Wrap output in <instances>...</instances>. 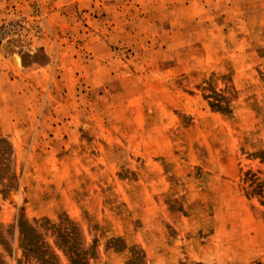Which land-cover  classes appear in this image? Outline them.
Segmentation results:
<instances>
[{
	"label": "rangeland",
	"instance_id": "1",
	"mask_svg": "<svg viewBox=\"0 0 264 264\" xmlns=\"http://www.w3.org/2000/svg\"><path fill=\"white\" fill-rule=\"evenodd\" d=\"M4 7L0 264H264V0Z\"/></svg>",
	"mask_w": 264,
	"mask_h": 264
},
{
	"label": "crops",
	"instance_id": "2",
	"mask_svg": "<svg viewBox=\"0 0 264 264\" xmlns=\"http://www.w3.org/2000/svg\"><path fill=\"white\" fill-rule=\"evenodd\" d=\"M5 1L6 0H0V21L7 18V16H5V14H4V13H6L5 7H4ZM14 3H16V2H14Z\"/></svg>",
	"mask_w": 264,
	"mask_h": 264
}]
</instances>
